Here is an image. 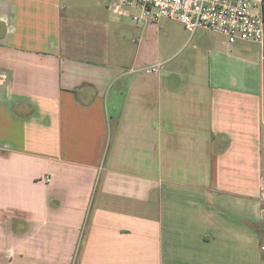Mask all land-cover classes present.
<instances>
[{"label":"crops","instance_id":"0c3cea01","mask_svg":"<svg viewBox=\"0 0 264 264\" xmlns=\"http://www.w3.org/2000/svg\"><path fill=\"white\" fill-rule=\"evenodd\" d=\"M110 1L0 0V264H264V37Z\"/></svg>","mask_w":264,"mask_h":264},{"label":"built area","instance_id":"2783aa9c","mask_svg":"<svg viewBox=\"0 0 264 264\" xmlns=\"http://www.w3.org/2000/svg\"><path fill=\"white\" fill-rule=\"evenodd\" d=\"M263 5L264 0H111L108 8L117 16L139 11L133 17L137 23L175 20L191 35L204 29L223 36L231 45L238 41L262 43Z\"/></svg>","mask_w":264,"mask_h":264},{"label":"rangeland","instance_id":"374dc122","mask_svg":"<svg viewBox=\"0 0 264 264\" xmlns=\"http://www.w3.org/2000/svg\"><path fill=\"white\" fill-rule=\"evenodd\" d=\"M96 1V0H95ZM101 1L103 4L107 3V0H99ZM75 2V1H74Z\"/></svg>","mask_w":264,"mask_h":264}]
</instances>
